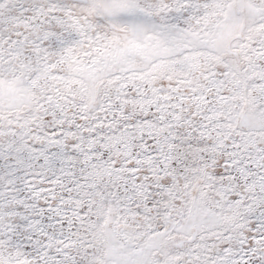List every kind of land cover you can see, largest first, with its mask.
<instances>
[{"label":"rangeland","instance_id":"rangeland-1","mask_svg":"<svg viewBox=\"0 0 264 264\" xmlns=\"http://www.w3.org/2000/svg\"><path fill=\"white\" fill-rule=\"evenodd\" d=\"M0 264H264V0H0Z\"/></svg>","mask_w":264,"mask_h":264}]
</instances>
